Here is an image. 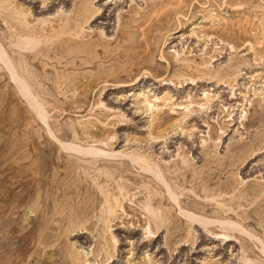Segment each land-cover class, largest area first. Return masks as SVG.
Returning a JSON list of instances; mask_svg holds the SVG:
<instances>
[{
	"label": "rangeland",
	"instance_id": "1",
	"mask_svg": "<svg viewBox=\"0 0 264 264\" xmlns=\"http://www.w3.org/2000/svg\"><path fill=\"white\" fill-rule=\"evenodd\" d=\"M0 48V264H264V0H0Z\"/></svg>",
	"mask_w": 264,
	"mask_h": 264
},
{
	"label": "bare ground",
	"instance_id": "2",
	"mask_svg": "<svg viewBox=\"0 0 264 264\" xmlns=\"http://www.w3.org/2000/svg\"><path fill=\"white\" fill-rule=\"evenodd\" d=\"M1 49V48H0ZM3 52H2V54H1V50H0V60H4V58H3ZM14 76V75H13ZM13 79H14V81H16L17 82V84L19 85V89L21 90L20 92L22 93V95L25 97V99H27L28 100V102L30 103V104H33V100H34V98H33V96H32V94H30V91L28 92L27 91V89L25 88V87H23V86H21L22 84H21V82L19 81V79H18V77H16V76H14L13 77ZM34 105V104H33ZM198 221V220H197ZM196 221V222H197ZM201 221V220H200ZM200 223V222H199ZM203 223V222H202Z\"/></svg>",
	"mask_w": 264,
	"mask_h": 264
}]
</instances>
